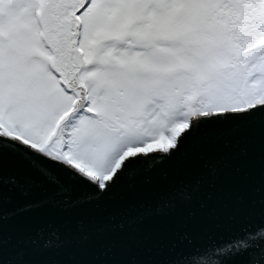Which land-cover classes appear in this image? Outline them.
Listing matches in <instances>:
<instances>
[{
	"label": "snow or ice",
	"instance_id": "6c2138e0",
	"mask_svg": "<svg viewBox=\"0 0 264 264\" xmlns=\"http://www.w3.org/2000/svg\"><path fill=\"white\" fill-rule=\"evenodd\" d=\"M225 141L248 153L238 227L68 256L54 221L85 205L109 237L203 206ZM0 264H264V0H0Z\"/></svg>",
	"mask_w": 264,
	"mask_h": 264
},
{
	"label": "water",
	"instance_id": "95a60500",
	"mask_svg": "<svg viewBox=\"0 0 264 264\" xmlns=\"http://www.w3.org/2000/svg\"><path fill=\"white\" fill-rule=\"evenodd\" d=\"M218 149L230 158L229 165L219 169L215 181L205 189L203 206L191 205L168 216L146 217L131 225L125 223L123 229L116 228L117 232L122 233L121 236L109 237L102 232L89 235L86 229H81V222L88 225L95 215L92 207L85 205L81 211L65 214L54 221V226L66 224L73 233L74 239L68 249V256L78 259L93 251L101 255L110 251L128 259H136L143 256V249L138 246L137 241L157 233L170 235L178 230L181 235L186 233L194 244H203L208 242L209 236L219 239L228 224L238 227L243 222L240 213L249 208L250 198L244 185H233V178L246 173L243 164L248 159L247 149L243 143L234 141L222 142ZM9 223L17 226L21 222L13 220Z\"/></svg>",
	"mask_w": 264,
	"mask_h": 264
}]
</instances>
